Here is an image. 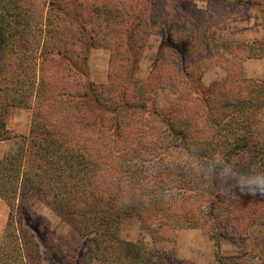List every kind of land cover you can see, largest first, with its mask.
<instances>
[{
	"label": "trees",
	"instance_id": "trees-1",
	"mask_svg": "<svg viewBox=\"0 0 264 264\" xmlns=\"http://www.w3.org/2000/svg\"><path fill=\"white\" fill-rule=\"evenodd\" d=\"M170 1L169 9L161 10L158 19L149 16L148 20L136 13L140 6L137 8L127 0L88 2L100 11L103 24L99 28L102 31L104 26L106 35L113 38L114 52L124 53L128 61L131 50L137 46L136 33L147 27L145 23L167 29L168 46L173 52H178L179 44L187 43L186 56L199 58L200 51L211 48L207 44L209 35L199 27L201 17L178 11ZM235 1L246 5L253 0ZM71 2L74 3L48 1L46 15L40 13L43 8L36 0H0V123L4 133L0 134V140L18 138L4 125L6 109L30 108L35 98L40 106L34 111L30 139L19 136L22 145L0 159V198L12 213L21 208L23 217L28 214L26 198L29 195L46 201L85 239L78 264L88 260L108 264H175L169 253L143 242L122 239L121 226L128 220L140 221L153 237H167L197 226L210 227L212 219L219 216L222 223L219 235L227 236V230H238L245 208L255 211L254 216L264 221V197L235 191L231 198H225L219 195L217 181L197 176L189 166L184 170L174 160L164 163L168 158L161 156L165 152L184 156L188 149L207 157L219 151L243 171H264V129L261 127L264 120L260 125L254 113L261 109L259 115L264 117L261 82H248L243 87L250 92L249 99L233 102L230 100L235 95L230 90L234 88H229L234 83L232 80L226 86L200 91L194 87L189 68L177 69L173 62L166 73L158 75V87L179 86L185 99L193 91V97L187 100H196L197 107L204 106L195 117L203 116L210 121L213 133L182 123L184 119L179 112L147 111L146 101H151L149 96L157 86L136 82L131 67L127 68V79L132 84L129 85L132 91L127 88L129 94L125 92V85L120 87L122 91L107 86L98 90L91 81L88 51L103 45L97 44V31L89 30L84 14L78 11L76 5L83 8L81 0ZM20 3H25V7H20ZM71 12H75L74 16ZM38 15L46 30H35ZM127 24L131 26L130 32L123 29ZM253 51V57H261ZM58 64L65 71L64 80L77 79L75 87L79 92H66V86L62 89L64 92L57 93L50 70ZM133 108L143 109L145 113ZM130 111L135 115L129 118L141 120L143 127L128 130L130 125L117 124ZM186 112L181 110L182 114ZM107 115L111 123H106ZM158 121L161 126L149 124ZM133 137L135 141L131 140ZM172 167L179 169V175L169 181L162 171ZM202 197L211 205L206 211L198 204L204 201ZM217 197L224 199V203L216 204ZM19 201L26 206L20 207ZM215 207L220 210L216 217ZM11 215L6 241L0 245V264H63L57 261V252L50 247L42 250L35 234L22 221L15 226ZM210 237L215 238L216 234Z\"/></svg>",
	"mask_w": 264,
	"mask_h": 264
},
{
	"label": "rangeland",
	"instance_id": "rangeland-1",
	"mask_svg": "<svg viewBox=\"0 0 264 264\" xmlns=\"http://www.w3.org/2000/svg\"><path fill=\"white\" fill-rule=\"evenodd\" d=\"M48 1L54 0H36L37 3H40L39 7L43 8L40 12L41 14L46 13L47 15V6L45 4L47 5ZM69 1L74 3L71 0ZM88 1L81 0L82 9L75 5L79 13L84 14L85 20L89 23V30L97 31V44L103 45L91 48L88 51L90 79L98 87V90H103V86H107V88L122 91L120 87L125 85L126 94L131 93L129 91L130 89L132 91V88L129 87V85L132 86L130 83L131 79H127V68L130 69L131 67L130 72L136 82H149L152 86H157L155 91L149 96L151 101H146L147 111L156 109L157 111L170 114L179 112L184 119L182 120L183 122L181 121L182 123L191 128L197 125L201 132L206 133H213L214 126L210 124V121H206L203 116L195 117V113L203 111L201 108L204 106L197 107L194 104L196 100H187L193 97V91L192 94L190 93L191 96L185 99L183 89L179 86L164 85V87H158V75L166 73L173 62H175L177 69L184 70V68H189L192 72L194 87L200 91H208L218 85L226 86L228 85V80H232L234 83L229 85V88L233 87L234 89L229 90L235 95V99L232 98L230 100L233 102L249 99L250 92L247 91V87H243L248 82H261V91H263L264 0H253L252 3L246 5L237 4L235 0H176L175 2L169 0L178 11H187L190 15L196 14L201 17L202 26L199 27L209 35L207 44L210 43L211 48L206 52L200 51L199 58L196 57L194 59H192L190 54L186 56L187 43L179 44L177 46L178 52H173V48L168 46L167 29L162 30L148 22L149 24H144L147 27H142L141 31L136 33L138 42L136 43L137 46H134L131 50L129 61L124 53L119 52L117 55L114 52L113 38L106 35L104 26L102 31L99 28L101 23L103 24L100 11L90 7L91 4ZM169 1L147 0V3H143V0H127V2L133 3L137 8L141 7L136 13L142 14L146 20H148L149 16L158 19V13L161 10L167 11V8L169 9ZM93 2L94 0H92ZM24 4L20 3V7H25ZM73 8L74 6L70 10ZM108 13L110 14L109 10ZM74 14L75 12H71L72 16ZM180 14L183 15L182 12ZM38 22L42 24L37 25ZM34 26L35 30L41 28L46 30L45 24L41 18L39 19V15L35 18ZM115 27L117 26L115 25ZM123 29L130 32L131 26L127 24ZM252 47L254 51L251 49ZM252 51L253 53H260L261 57H253L251 55ZM185 56L186 58H184ZM50 71L55 80L57 93L64 92L62 89H65L66 86H68V89L65 90L66 92L69 90V92H79L78 88L75 87L77 79L71 82L64 80L66 75L60 64L58 66L55 65L54 69ZM37 100L35 98L34 104L30 108L11 106L6 109L3 116L4 119L2 118L4 125L18 138L0 140V159L8 153L16 152L22 145V139L19 136L30 139L34 111L38 105ZM38 107L40 108L39 105ZM132 110L145 113L143 109L133 108ZM181 110H186V114H182ZM254 113H257V121L261 125V120H264V117L262 118L259 115L261 109L255 110ZM130 115L135 114L130 111L129 116L127 118H119L117 124L130 125L128 130L144 126L141 125V120H137L136 117L129 118ZM106 117V123H111L110 117L108 115ZM149 124L161 126L159 121L150 122ZM1 125L0 123V134L2 135L3 126ZM261 127L264 129V124ZM129 135L132 137L133 134ZM195 136L199 137V135ZM135 138L133 137L131 140L135 141ZM161 156L168 158L164 163L168 164L171 163V160H174L172 162L181 163L185 167L184 170L188 168L182 154L165 152ZM147 165L150 166V163H147ZM172 168L174 170L164 169L162 171L164 177L170 179L169 181L176 179L179 175V169ZM205 180L208 181L210 179L205 178ZM201 199L204 201L198 204L202 205V210H208L209 201L206 202L203 197ZM223 200L221 197L220 199L218 197L215 199L216 204L218 202L223 204ZM26 203L28 204V214L23 217L21 208L19 210L15 209L12 213L8 204L0 198V245L3 241H6L5 236L8 233L10 215L12 214L11 222L16 226L22 221L23 226L35 234L43 251H47V247H50V249L57 252V261L59 260L63 264H78V259L85 249V239L57 215L46 201L29 195L26 198ZM18 204L22 208L26 206L22 201H19ZM214 210L216 217V213H220V210L217 207ZM245 210L244 219L240 222L238 230H227V236L219 235V231H222V223H220L221 219L219 216V219L218 217L215 220L212 219L211 228L197 226L195 228L181 229L176 234H168L167 237H153L148 228L140 221L136 219L128 220L121 226V237L126 241L143 242L160 252L169 253L173 257L175 264H264V221L259 217H255V211L252 209L245 208ZM214 225H217L218 230H215ZM210 234H216V237L211 238ZM85 264L108 263L102 260L91 262L88 260V263Z\"/></svg>",
	"mask_w": 264,
	"mask_h": 264
},
{
	"label": "clouds",
	"instance_id": "clouds-1",
	"mask_svg": "<svg viewBox=\"0 0 264 264\" xmlns=\"http://www.w3.org/2000/svg\"><path fill=\"white\" fill-rule=\"evenodd\" d=\"M184 160L197 176L217 181L218 192L225 198H231L235 191L264 197V171H243L219 151L201 157L185 149Z\"/></svg>",
	"mask_w": 264,
	"mask_h": 264
},
{
	"label": "crops",
	"instance_id": "crops-1",
	"mask_svg": "<svg viewBox=\"0 0 264 264\" xmlns=\"http://www.w3.org/2000/svg\"><path fill=\"white\" fill-rule=\"evenodd\" d=\"M181 239V237H179Z\"/></svg>",
	"mask_w": 264,
	"mask_h": 264
}]
</instances>
